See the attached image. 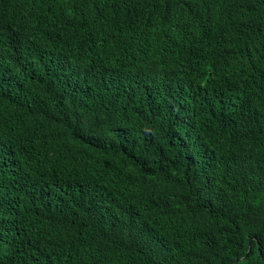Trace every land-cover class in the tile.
<instances>
[{
    "label": "trees",
    "instance_id": "trees-1",
    "mask_svg": "<svg viewBox=\"0 0 264 264\" xmlns=\"http://www.w3.org/2000/svg\"><path fill=\"white\" fill-rule=\"evenodd\" d=\"M0 264H264V0H0Z\"/></svg>",
    "mask_w": 264,
    "mask_h": 264
}]
</instances>
